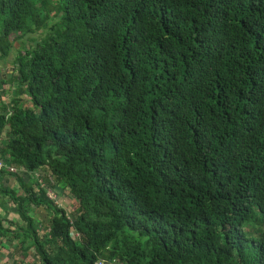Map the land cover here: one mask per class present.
Listing matches in <instances>:
<instances>
[{"label":"trees","instance_id":"obj_1","mask_svg":"<svg viewBox=\"0 0 264 264\" xmlns=\"http://www.w3.org/2000/svg\"><path fill=\"white\" fill-rule=\"evenodd\" d=\"M0 15V60L47 31L0 101L10 264H264V0H0ZM64 190L71 214L48 196Z\"/></svg>","mask_w":264,"mask_h":264},{"label":"rangeland","instance_id":"obj_2","mask_svg":"<svg viewBox=\"0 0 264 264\" xmlns=\"http://www.w3.org/2000/svg\"><path fill=\"white\" fill-rule=\"evenodd\" d=\"M5 18L6 17H4L3 15H0V36H1V28L3 26V22ZM46 35H47V31L42 30L41 32H38L32 36H28L26 40L25 38L24 39L20 38L19 40H16V42H14V50L10 54H8L6 59L0 60V101L1 102L6 103L13 96V94L11 93L13 89L11 86L12 84L8 80H10V75L17 74V73H14L15 72V62H16L15 60L17 59V57L21 55V53H25L26 50H29V49L31 50V47L35 46L37 44L36 42L42 41V39H44ZM30 39L32 42L29 43ZM1 82H3V84H1ZM1 91H7V92L4 94H1L2 93ZM0 140H2L0 141V147H1L4 141L3 135L0 137ZM4 165H5L4 170L8 171L12 169L10 166H6V164ZM41 172L42 174L45 173V171H41ZM57 192H54L53 195H54L55 201L60 204V207L64 209L65 211H67L69 214L76 211V209L78 208V203L75 201L73 197H71L69 191L64 190V192L62 193L61 192L57 193ZM0 253L3 256L1 264H10V260H8L10 259V252H6V250H2L0 248ZM14 256L18 258L20 256V253L15 252ZM26 262L30 264H41L34 251L31 252L30 257L28 261Z\"/></svg>","mask_w":264,"mask_h":264},{"label":"built area","instance_id":"obj_3","mask_svg":"<svg viewBox=\"0 0 264 264\" xmlns=\"http://www.w3.org/2000/svg\"><path fill=\"white\" fill-rule=\"evenodd\" d=\"M5 163L3 162V163H1L0 162V170H2V169H4L5 168V165H4ZM54 193L53 192H51V191H49V193H48V196L50 197V198H54V195H53ZM55 199V198H54ZM100 264H104V263H100Z\"/></svg>","mask_w":264,"mask_h":264}]
</instances>
